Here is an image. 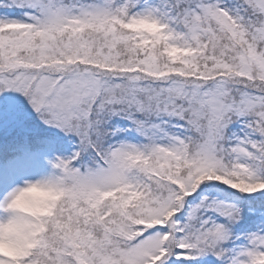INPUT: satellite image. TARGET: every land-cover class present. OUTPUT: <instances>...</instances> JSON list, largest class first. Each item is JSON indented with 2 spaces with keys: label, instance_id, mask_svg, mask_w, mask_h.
Instances as JSON below:
<instances>
[{
  "label": "snow or ice",
  "instance_id": "snow-or-ice-1",
  "mask_svg": "<svg viewBox=\"0 0 264 264\" xmlns=\"http://www.w3.org/2000/svg\"><path fill=\"white\" fill-rule=\"evenodd\" d=\"M0 264H264V0H0Z\"/></svg>",
  "mask_w": 264,
  "mask_h": 264
}]
</instances>
